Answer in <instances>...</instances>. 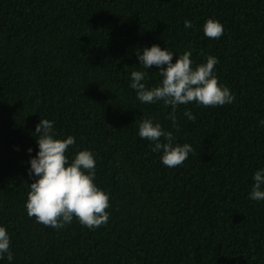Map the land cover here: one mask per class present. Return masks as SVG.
Returning a JSON list of instances; mask_svg holds the SVG:
<instances>
[{
  "label": "trees",
  "instance_id": "16d2710c",
  "mask_svg": "<svg viewBox=\"0 0 264 264\" xmlns=\"http://www.w3.org/2000/svg\"><path fill=\"white\" fill-rule=\"evenodd\" d=\"M210 17L223 25L218 39L204 36ZM153 43L190 50L196 64L217 57L233 102L178 105L175 125L170 106L140 103L130 73ZM146 71V86L158 84L156 67ZM40 117L75 138L69 156L93 152L106 224L90 230L74 218L54 229L27 215ZM143 118L191 144L188 159L163 165L138 136ZM260 120L264 0H0V224L11 264H264V200L248 196L264 167Z\"/></svg>",
  "mask_w": 264,
  "mask_h": 264
},
{
  "label": "clouds",
  "instance_id": "9594fccd",
  "mask_svg": "<svg viewBox=\"0 0 264 264\" xmlns=\"http://www.w3.org/2000/svg\"><path fill=\"white\" fill-rule=\"evenodd\" d=\"M190 20H184V28H192ZM204 36L218 39L223 34V25L215 18H208L203 24ZM167 47L161 48L153 43L136 51L139 70H132L131 88L136 100L142 104L162 101L170 106L166 119L176 124L178 105L195 103L202 106H223L234 100L226 85L218 83L215 74L217 57L209 55L203 63L196 64L191 59V51L176 53ZM153 66L161 77L155 86H146L148 72ZM183 115L195 121V115L185 109ZM264 126V120L258 121ZM55 122L41 118L34 129L37 151L29 157V175L35 179L29 184L25 209L29 217L37 223L54 229H62L73 219L88 229L97 228L108 222L109 194L95 182L96 159L90 149H81L69 156V149L75 144L72 135L57 133ZM178 130V129H177ZM138 136L152 142V151L160 153L163 165L174 168L181 165L193 152L191 144L177 143L172 130L164 128L160 122L143 118L138 124ZM27 152L31 153L29 147ZM252 200H264V167L257 168L252 174ZM9 232L0 224V260L13 259L10 250Z\"/></svg>",
  "mask_w": 264,
  "mask_h": 264
}]
</instances>
